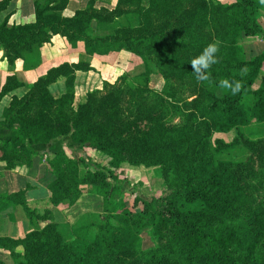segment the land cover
I'll return each mask as SVG.
<instances>
[{"label": "trees", "instance_id": "1", "mask_svg": "<svg viewBox=\"0 0 264 264\" xmlns=\"http://www.w3.org/2000/svg\"><path fill=\"white\" fill-rule=\"evenodd\" d=\"M10 1L0 0V12ZM69 1L36 0L34 22L0 24V47L10 68L61 34L73 46L84 41L90 54L128 50L144 69L138 81L124 72L115 83L105 81L103 90L89 91L78 107L74 74L92 69L86 62L53 67L25 95L13 96L4 112L10 138L0 139L6 169L27 171L43 159L34 144L69 140L102 152L108 165L93 163L92 170L70 147L47 160L54 205L73 206L85 183L102 195L92 220L75 229L72 241L59 231L51 210L28 205L25 190L0 195L22 204L32 225L23 238L0 237V248L11 251L13 264H264V136L254 139L244 131L264 121V76L253 89L264 50L247 60L238 42L250 35L264 38L257 15L264 0H117L114 7L89 0L68 17L63 11ZM120 16L126 24L118 23ZM94 22L112 31L98 32ZM214 41L220 42L219 62L207 81L197 82L190 62ZM153 73L164 79L160 91L150 85ZM61 77H68L69 90L55 97L50 86ZM225 79H242L241 92L221 87ZM21 85L9 74L0 101ZM232 130L231 141L215 138ZM235 147L249 150L247 160L217 158ZM81 162L89 169L84 178ZM123 162L159 168L162 193L134 196L130 206L116 174ZM147 228L157 242L145 247Z\"/></svg>", "mask_w": 264, "mask_h": 264}, {"label": "crops", "instance_id": "2", "mask_svg": "<svg viewBox=\"0 0 264 264\" xmlns=\"http://www.w3.org/2000/svg\"><path fill=\"white\" fill-rule=\"evenodd\" d=\"M35 1L36 0H11L8 7L0 12V24L5 20H7L8 27H12L15 24L34 22L36 20ZM222 1L232 2L235 0ZM88 2L89 0H70L63 13L65 16L71 17L75 15L77 10L84 9ZM100 2L102 5L105 4L114 7L117 0H113L110 4L106 3L105 0ZM257 15L260 23L264 27V9L259 8ZM97 25L98 24L94 22L93 27L96 31ZM238 42L242 49V56L247 60L252 59L264 50L263 37L250 35L240 38ZM136 57L138 56L125 49L112 51L108 54H90L86 50L84 41H79L76 46H73L65 36L55 34L50 42L35 46L33 52H29L24 58H18L13 68H10L7 59L4 58V51L2 47H0V92L9 74H16L19 81L22 82L20 87L6 94L0 101V139L10 138L7 124L4 122V112L9 108L13 96L22 97L25 95L29 91L30 86L51 68L66 62H86L92 65V69L78 70L74 74V105L78 107L80 104L86 102L87 93L89 91L104 89L105 79L103 78V72L107 67H115L113 69H115L119 75L124 72V70L118 67L122 66L127 59L132 60ZM263 76L264 64L253 84V89H258L261 86ZM155 79L158 80V82L161 80L160 83H156L155 85ZM150 85L152 88L160 91L164 85L163 77L159 73H153L151 75ZM68 90V77H61L50 86V91L55 97L63 96ZM244 130L251 138L262 137L264 136V121L252 122L244 126ZM233 131L235 132V130H232L227 133L231 135ZM227 133H217L218 136L216 137L231 141L235 135L230 140L221 136ZM67 147L71 148L75 157L89 160L92 170L95 168L93 163L102 166L108 165L102 152L94 149L82 150L80 144L73 140H69L68 142L52 141L34 144V150L43 153L44 157L43 159L36 158L34 166L27 171L15 169L8 170L5 168V162L0 159V195L12 194L20 190H25L28 205L41 213L47 209L51 210L59 231L67 240L72 241L76 237L74 232L76 227L87 224L92 220L90 213H92L93 210L86 207L85 198H83L86 195L90 196L92 194V187L87 183L82 184L81 195L73 206H58L52 203V190L50 186L54 182V179L48 170L47 160L53 158L57 152ZM88 170L84 162H81L80 177H86ZM116 173L117 176H119L118 178L122 179V181H120L122 191H130L126 193L128 195H126L125 198L126 202L127 198L131 196L130 193L135 194L136 183L138 181L143 180L149 182V187L146 186V190L151 197L157 195L156 192L161 188L162 182L156 174V166L146 167L145 165H132L123 162L116 169ZM130 188L133 190H130ZM153 189H156V192L153 193ZM151 197H144V199H150ZM31 229L32 225L22 204L12 199L0 200V237L20 239ZM69 232H71V236L67 235ZM17 250L21 251L22 247L19 246ZM2 263L13 264V257L9 249L0 248V264Z\"/></svg>", "mask_w": 264, "mask_h": 264}, {"label": "rangeland", "instance_id": "3", "mask_svg": "<svg viewBox=\"0 0 264 264\" xmlns=\"http://www.w3.org/2000/svg\"><path fill=\"white\" fill-rule=\"evenodd\" d=\"M112 1L113 0H105V2L108 3V4H110ZM98 6H107V5H105V4L102 5V3L99 1L98 2ZM117 21L120 24H126L127 23V20L123 16H120L119 18H117ZM133 24L136 25L137 21L133 20ZM96 29H97L98 32H101V33L107 32V30H109V32L112 31V28L109 29L108 26L103 25V24H98L96 26ZM113 68H115V67H107L105 69V71L103 72V78L105 79V81H107L109 83H115L117 81L116 78L117 79L119 78V75L117 74L116 70L113 69ZM118 68L124 70V73L128 74L129 79L131 81H138L139 80V74L144 69L143 68V61L139 57H136L135 59H132V60L131 59H127L122 64V66H119ZM160 81L158 82V80L155 79L154 84L156 85V83H160ZM245 133H246V131H245ZM234 135H235V132L233 131V133H231V135L227 133V134H224V135H221V136H224L227 140H230V139H232V137ZM216 136H218V134L217 135L215 134V138H216ZM249 137H251V136H249ZM255 138H261V137H254V139ZM71 154L74 156L73 151H71ZM248 157H249V150L246 149V148H243V147H235V148H232L230 150H226L224 152H221V153L217 154V158H219V159L234 160V161H245V160H247ZM159 170L160 169L156 167V174L161 179L160 181L162 182L161 188H159V191H157V192H156V189L152 190V192L153 193L156 192L157 195H160L162 193V191H163V182H164V180H163V178L161 176V170L160 171ZM119 180L122 181V179H120V178H119ZM148 185H149V182H145L143 180L142 181H138L136 183V188H135L136 192H135V194H131L130 193L131 196H129L127 198V202L129 203L130 206H131V204L133 202L134 196H139V197H141L143 199H144V197H151L150 194L148 193V191L146 190V186H148ZM80 188H81V186H80ZM130 190H133V189L130 188ZM129 192L130 191H127L125 193H129ZM126 195L127 194H125V198H126ZM83 198H85L86 207H89L88 209L93 210L92 211V213H93L94 210L97 208L98 203L100 202L99 200L102 199V195H100L98 193L94 194L92 192V194L90 196L86 195ZM92 213H90L91 216H92ZM87 214H89V213H87ZM76 228H78V227H76ZM67 235L71 236V232H69ZM141 241H142V245L145 246V247L153 245V244H155L157 242L156 239H155V236H154L152 228H147L146 230H144V232L142 234V237H141Z\"/></svg>", "mask_w": 264, "mask_h": 264}, {"label": "clouds", "instance_id": "4", "mask_svg": "<svg viewBox=\"0 0 264 264\" xmlns=\"http://www.w3.org/2000/svg\"><path fill=\"white\" fill-rule=\"evenodd\" d=\"M220 51V42L214 41L204 47L202 52L193 58L190 62L191 69L197 82H204L209 79V70L213 65L219 62L217 54ZM247 69L240 70V76L246 75ZM221 87L228 88L233 95L241 92L243 83L242 79L229 81L227 79L220 81Z\"/></svg>", "mask_w": 264, "mask_h": 264}]
</instances>
